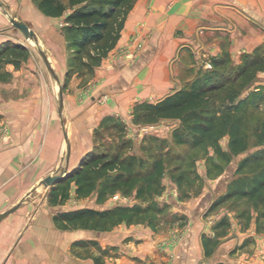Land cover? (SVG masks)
<instances>
[{
	"label": "crops",
	"instance_id": "crops-1",
	"mask_svg": "<svg viewBox=\"0 0 264 264\" xmlns=\"http://www.w3.org/2000/svg\"><path fill=\"white\" fill-rule=\"evenodd\" d=\"M130 12L117 46L95 69V77L104 78L105 83L93 96L80 100L75 91L76 96L69 93L65 101L64 115L69 123L66 131L71 139L68 174L50 188L40 182L56 173L66 155L65 128L53 83L47 78L43 83V79L27 73L23 65L20 69L6 66L10 77L0 80V214L22 200L24 203L0 222V264H23L24 259L18 262L17 257L13 258L14 250L29 231L36 235L45 229L60 228L58 214L80 208L103 209L121 195L102 205L97 203L96 193L77 199L72 181L69 198L61 201L59 185L71 176L87 152L100 144L95 132L106 115L124 116L131 113L134 102L161 100L192 81L189 76L195 79L205 74L208 64L212 66L223 54L239 64L243 54L264 49V0H138ZM42 20L47 26L38 29L23 18L43 44L54 23L43 16ZM140 24L145 27L142 35L147 39L137 60L111 59L130 33L141 30ZM103 94H108L110 100L99 106L97 101ZM129 115L127 121L131 123ZM199 224L202 226L198 221L185 229L180 246H176L172 234L164 249L167 257L152 248H147L145 255L154 257L157 264H264V222L258 231L257 213L251 225L253 239L239 243L234 232L239 237L240 226L232 224L225 243L210 259L204 257L200 235L203 228ZM245 235L248 233L241 238ZM35 258L31 262L46 263Z\"/></svg>",
	"mask_w": 264,
	"mask_h": 264
},
{
	"label": "trees",
	"instance_id": "trees-1",
	"mask_svg": "<svg viewBox=\"0 0 264 264\" xmlns=\"http://www.w3.org/2000/svg\"><path fill=\"white\" fill-rule=\"evenodd\" d=\"M64 1L40 0L38 7L50 17H62L66 9ZM69 3L74 5L75 2L69 0ZM132 7V4L127 5V0H85L67 16L66 39L75 49L77 71L91 74L103 63L117 46ZM119 13L121 17L116 21ZM29 55V49L23 45H0V80L10 77L6 70L8 64L20 69ZM227 64L234 62L223 54L213 61L208 74L198 76L161 100L135 104L132 121L138 127L158 125L163 121L179 122V127L172 133L175 146L188 148L190 155H200L208 147L214 149L221 162L211 166L212 171L216 170L215 176L220 177L228 171L225 186L212 200L207 214L211 215L227 203L232 208L249 204L257 212L260 231L264 221V85H255L251 96L245 93L253 89L259 75L264 73V50L244 55L234 70L236 72L229 73L232 76H224V71L220 75V70ZM246 115L257 117L251 133L247 128ZM101 122L95 137L103 129L116 130L119 138L111 145L101 142L87 152L71 176L59 185L61 201L69 198L70 184L74 181L77 199H87L96 193L97 203L102 205L120 193L127 197L134 195L137 203L133 207L119 206L103 211L80 208L60 213L56 222L61 229L69 230L79 224L88 228V223L92 222L106 224L105 229L110 230L125 221L131 225L143 223L146 216H151V222L154 221L158 215L165 214L156 197L165 191L162 180L166 174L176 183L181 197L191 198V193L198 189L196 185L202 182V178L195 174V166L187 163L189 154L173 152L168 140L152 134L146 135L140 143L142 153L132 154L135 142L125 135V124L112 116ZM225 136L228 137L227 150L223 151L220 139ZM252 137L254 141H251ZM233 162L236 168L229 172ZM246 214L243 211L241 217ZM229 225L228 218L224 216L214 229L224 230L225 235ZM217 236H201L207 259L213 256L219 245Z\"/></svg>",
	"mask_w": 264,
	"mask_h": 264
},
{
	"label": "rangeland",
	"instance_id": "rangeland-1",
	"mask_svg": "<svg viewBox=\"0 0 264 264\" xmlns=\"http://www.w3.org/2000/svg\"><path fill=\"white\" fill-rule=\"evenodd\" d=\"M39 1L40 0H0V4L2 5V7H0V45H4L5 43L23 45L29 49V58L26 62L22 63V65L25 67L27 73L35 75V77H38L40 80L43 79V83H45L46 78L49 82L53 83L56 102H59V84L54 77H51L46 62H44L41 55L40 48L58 73V77L61 79L64 92V104L69 93H72L73 97L76 96L75 91L79 92L80 100L93 96V94L100 89V86L105 83L104 78H96L95 76L97 75L95 74V70L91 74L88 71L81 73L83 71L79 72L76 70L78 66V61L74 57L76 56V52L74 48H71L69 40L66 39L65 30L68 25L66 22L67 16L70 15L73 10L82 6L85 0H74V5H70L69 0H65V15L62 17H50L44 14L38 7ZM137 3L138 0H127V5H133L132 9ZM146 8L147 11L150 10L149 7ZM132 9L130 11H132ZM42 16L43 19H50L54 25L52 26L53 31L49 30L45 36L44 45L38 38V46L26 39L21 31L15 29L10 19L11 17H15L18 21H23V18L27 19L32 27L39 29L41 26H47L44 25L45 20H42ZM120 17L121 14L119 13L115 20L117 21ZM28 23L26 24L32 29ZM138 28L141 30H135L130 33L123 45H120V47L111 54V59H124L127 62H135L137 60L136 58H138L145 49V42L147 39L145 35H142V31L145 28L144 25L140 24ZM89 51H91V49ZM244 55L251 54H243L242 58ZM240 63H234L232 65L227 64L220 70L219 74L222 75V71L225 72L224 76L230 75L229 73L232 71L234 74V72H236L234 70L237 69ZM7 66L14 65L8 64ZM211 67L209 63L205 70V74H208L207 72L211 70ZM201 69L203 71L204 68ZM202 76L203 74L199 75V77ZM188 78L194 80L193 76H189ZM190 82L191 81L186 82V84ZM255 85H264V76L262 73L259 75L257 82L253 85V89L246 91L245 95H253L254 88L256 87ZM182 86L184 85H181V87ZM109 100L110 96L108 94H103L100 96L97 103L99 106H103L106 105ZM137 103L138 102H134V106ZM129 114L126 113L124 116L106 115L105 117L112 116L115 120L117 118L125 124V135L131 141L133 140L139 145L137 147H135L136 144L134 145L133 151H135V153H142L140 150V143L146 135L150 136V134H152L161 139L168 140L169 146H171L173 152L179 153V151H182L189 154L187 163L195 166V174L202 178V182H198L196 185L198 189L191 193V198L181 197L182 194L178 191L176 183L173 182L169 174H166L162 180L166 187L165 191L162 195L156 197L158 206L165 210V214L158 215L154 221L151 222V216H146L143 219V223L131 225L125 221L112 227L110 230L105 229L107 226L106 224L99 223L96 225L91 222L88 223V228H86L85 224H79L69 230L60 228L52 230L45 229L39 231L40 233L36 235L32 231H29L26 235L27 238L14 250L12 256L13 258L17 257L15 260L22 262L24 259L25 262H22L23 264H39L33 261V259L31 262V258L33 257L41 260V263L46 262L45 264H157L155 260H153L154 257L145 255L147 253V248L155 249L156 252L159 250L167 257L165 250H167L168 242L172 240V234H174L176 246H180L185 229H189L188 226H196L198 221L202 222V226L199 225L203 228V231H200V235L205 234L213 237L218 234L215 238L219 244L218 247H222L227 239L228 233L223 235L224 230H215L214 226L224 216L228 218L230 223L228 230L231 229L232 224L237 223V225L240 226L239 233L241 235L238 237V234L234 232L239 243L241 242L239 240L248 241L250 238L253 239L250 234L253 228L251 225L257 212L252 209L251 205L244 203L237 208H232L230 207V203H227L217 208L211 215L207 214L212 200L217 198V195L225 186L228 171L227 169L226 173L221 176L219 175L220 177L215 176L216 170L212 171L211 166L213 165L214 167L215 164L219 165L221 162L219 157L215 154L214 149L208 147L206 151L200 155L196 153L190 155L188 148L175 146L173 142L172 133L179 127V122L163 121L158 125L138 127L133 124L132 114L130 117L131 123L128 122L129 120L127 121L128 116H130ZM259 116H263V114L259 113ZM246 117L247 128L251 133L256 125L257 117H249L248 115H246ZM63 119L64 128L66 129L69 123L64 114ZM97 137L100 139V143L105 141L109 144L112 141H117L119 138L116 130L104 131L103 129L98 133ZM227 141V136L220 139V146L223 151L227 150ZM251 141H254L253 137ZM62 165H64L63 161L57 169ZM235 168L236 164L233 162L229 167V172H232ZM113 200V204L103 209L97 208L96 210L103 211L107 208L119 206L133 207L137 203V199L134 195L127 197L121 194L114 197ZM89 203L88 205H92ZM243 211H246L247 214L242 218ZM93 232H95V235ZM98 232L101 234L98 235ZM243 233H248V235L241 238ZM31 239H35L34 243ZM239 243H237V247L241 246ZM53 246L56 247L55 250ZM43 260L46 261L43 262Z\"/></svg>",
	"mask_w": 264,
	"mask_h": 264
},
{
	"label": "water",
	"instance_id": "water-1",
	"mask_svg": "<svg viewBox=\"0 0 264 264\" xmlns=\"http://www.w3.org/2000/svg\"><path fill=\"white\" fill-rule=\"evenodd\" d=\"M0 7H2L1 4H0ZM10 19L15 29H17L18 31H21L25 35L26 39H28L30 42H33L35 45L38 46V36L35 31H33L25 22L21 20L18 21L15 17H11ZM40 52H41L44 62H46V65H47V68L49 70L51 77H54V79L59 84L58 108H59V113L62 119V123L64 125L63 114H64L65 107H64V92H63V86L61 83V79L60 77H58L53 65L48 60V58L46 57L45 53L41 50V48H40ZM64 138L66 141V152H65L66 155L63 160L64 165H62L59 169H57L55 174L47 176L43 180H41L40 184L46 188H50L54 186L56 182H59L60 180L65 178L68 174V164H69L70 156H71L70 154L71 153V139L69 138L66 129H64ZM23 203H24V200L20 201L17 205L10 208V210L0 214V222L6 219V217H8L11 213L17 211L23 205Z\"/></svg>",
	"mask_w": 264,
	"mask_h": 264
},
{
	"label": "built area",
	"instance_id": "built-area-1",
	"mask_svg": "<svg viewBox=\"0 0 264 264\" xmlns=\"http://www.w3.org/2000/svg\"><path fill=\"white\" fill-rule=\"evenodd\" d=\"M209 67H210V65H209Z\"/></svg>",
	"mask_w": 264,
	"mask_h": 264
}]
</instances>
